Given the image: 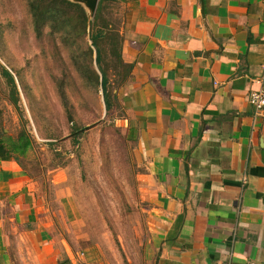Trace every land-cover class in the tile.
Segmentation results:
<instances>
[{
  "label": "crops",
  "instance_id": "obj_1",
  "mask_svg": "<svg viewBox=\"0 0 264 264\" xmlns=\"http://www.w3.org/2000/svg\"><path fill=\"white\" fill-rule=\"evenodd\" d=\"M109 4L110 111L135 167L140 264H264V111L248 101L264 77V0ZM27 154L0 144V264H94L66 241Z\"/></svg>",
  "mask_w": 264,
  "mask_h": 264
},
{
  "label": "rangeland",
  "instance_id": "obj_2",
  "mask_svg": "<svg viewBox=\"0 0 264 264\" xmlns=\"http://www.w3.org/2000/svg\"><path fill=\"white\" fill-rule=\"evenodd\" d=\"M30 1L0 0L3 129L13 137L21 130L30 136L33 147L21 159L22 166L48 194L73 249L91 253L94 264H140L146 234L136 205L135 167L116 123L119 110L105 108L101 74L89 51L91 20L85 35L68 34L63 39L45 23L35 26L27 9ZM113 7L109 4L104 11L106 21L112 22ZM67 13L78 17L72 10ZM112 63L104 56L110 97L118 82ZM91 69L99 85L91 78ZM3 70L15 80L16 108L8 100L10 87ZM68 202L76 210V222H71Z\"/></svg>",
  "mask_w": 264,
  "mask_h": 264
},
{
  "label": "trees",
  "instance_id": "obj_3",
  "mask_svg": "<svg viewBox=\"0 0 264 264\" xmlns=\"http://www.w3.org/2000/svg\"><path fill=\"white\" fill-rule=\"evenodd\" d=\"M115 1L116 0H99L94 20L91 23V35L89 36L91 41V50H89L91 53V60L93 57L92 55L95 52V64L102 77L101 88L107 111H110V94H108L107 91L109 79L106 71L102 67V62L106 53V42L111 41L115 44V40L118 35L115 32H111L110 29L106 27L108 25H105L103 12L106 3ZM27 9L30 12L33 23L37 28H40L45 23L50 29H52V31L60 33L63 39H66L64 35L68 34H73L76 37L85 35L87 18L84 9L78 4L71 3L68 0H31L30 3L27 4ZM69 10L75 12L78 17L72 18L67 13ZM71 23L78 26L71 27ZM67 29H70L69 33L66 32ZM3 76L7 79L10 87L8 100L12 106L16 108L18 103V90L15 80L7 70H3ZM91 78L99 85V77L92 69ZM66 112L68 113V117L70 119V112L68 110H66ZM0 144L17 162H19L20 157H25L27 152L32 150L33 147L30 136L25 131L21 130L17 134L16 139L12 140L8 135L1 131V127Z\"/></svg>",
  "mask_w": 264,
  "mask_h": 264
},
{
  "label": "built area",
  "instance_id": "obj_4",
  "mask_svg": "<svg viewBox=\"0 0 264 264\" xmlns=\"http://www.w3.org/2000/svg\"><path fill=\"white\" fill-rule=\"evenodd\" d=\"M259 88L248 95V101L253 107L255 114L259 115L264 111V77L257 80Z\"/></svg>",
  "mask_w": 264,
  "mask_h": 264
},
{
  "label": "water",
  "instance_id": "obj_5",
  "mask_svg": "<svg viewBox=\"0 0 264 264\" xmlns=\"http://www.w3.org/2000/svg\"><path fill=\"white\" fill-rule=\"evenodd\" d=\"M68 1H70L71 3H74V4H78L84 9V12L86 14V18H87L88 22L90 20L91 21L93 20L94 15H95V11L97 8L98 0H68ZM95 58H96V56L94 55V63H95ZM101 81H102V77L100 76V83H101ZM102 96H103V93H102Z\"/></svg>",
  "mask_w": 264,
  "mask_h": 264
}]
</instances>
